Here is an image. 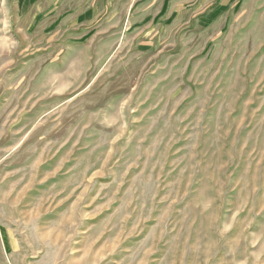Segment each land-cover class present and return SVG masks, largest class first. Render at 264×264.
Here are the masks:
<instances>
[{
	"label": "rangeland",
	"instance_id": "374dc122",
	"mask_svg": "<svg viewBox=\"0 0 264 264\" xmlns=\"http://www.w3.org/2000/svg\"><path fill=\"white\" fill-rule=\"evenodd\" d=\"M0 264H264V0H0Z\"/></svg>",
	"mask_w": 264,
	"mask_h": 264
}]
</instances>
